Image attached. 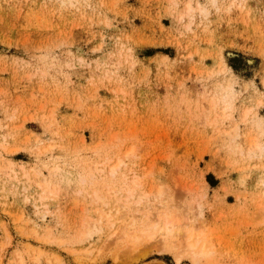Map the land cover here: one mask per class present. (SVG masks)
I'll return each mask as SVG.
<instances>
[{
    "label": "rangeland",
    "instance_id": "obj_1",
    "mask_svg": "<svg viewBox=\"0 0 264 264\" xmlns=\"http://www.w3.org/2000/svg\"><path fill=\"white\" fill-rule=\"evenodd\" d=\"M263 123L264 0H0V264H264Z\"/></svg>",
    "mask_w": 264,
    "mask_h": 264
},
{
    "label": "bare ground",
    "instance_id": "obj_2",
    "mask_svg": "<svg viewBox=\"0 0 264 264\" xmlns=\"http://www.w3.org/2000/svg\"><path fill=\"white\" fill-rule=\"evenodd\" d=\"M187 10L188 12L192 10V6L190 3H188L187 5ZM248 114L249 112H246V115ZM262 128H263V134H264V123H263ZM255 146L257 147L256 144ZM132 150L130 151L128 150L129 152H127V154L132 155L131 153L134 152V150L133 151ZM117 163L113 167L111 166L112 167V168L110 167L111 169L109 168L110 176H113V177L116 176L117 169L122 162L118 164ZM137 180L138 178H135V177L133 178V181H132L133 186H136L138 184ZM126 194L127 195L125 196V199L124 198L123 199L127 201L130 197H134V194H135L134 189L133 188L127 189ZM120 200H121L120 198H117L116 204L120 202ZM119 214H120V210H117V209L115 213H110V212L106 213L105 211H101L99 214L100 218L98 217V219L96 220L91 219L90 221L91 226H94V225L96 226L97 224L98 225L104 224V226H107L108 228L115 229L116 231L112 235H118L119 236L118 239L120 238H124L125 240L129 239L128 240V243L130 244L129 248H136L138 242L140 241L142 242V240L144 239L145 241L146 239L152 240L155 237V231L154 232L150 231V228L157 227L159 218H157L156 220L150 223H142L138 231H136L133 234L131 233L132 232L131 231L130 234H128V231H127L129 229L128 226H130L131 223H133V220L127 222L125 220V216L124 218L122 217V218H118L115 220V218L119 216ZM163 216H165L164 225H163V228H161L160 230H162L164 233L162 235L161 240L166 241V239H168L169 237L173 235L177 223L176 221L170 220L169 215H167L166 213H164ZM118 223H119V226H117ZM184 229L179 231V234L175 242L172 243L173 245L169 246V249L166 250V251H173L172 253H173L176 264H181L185 260H189L191 263H194V264H198L199 261L204 258H207L208 260L209 255H212L211 250H213V248L211 249L212 247L211 242L209 243L208 240L206 241V238L202 237L200 232L198 234L195 231V228L194 230L190 228V230H192L191 232L187 231V229L186 230ZM182 239H184V241H182ZM163 241H162V244H163ZM169 241L170 240H168V242Z\"/></svg>",
    "mask_w": 264,
    "mask_h": 264
}]
</instances>
